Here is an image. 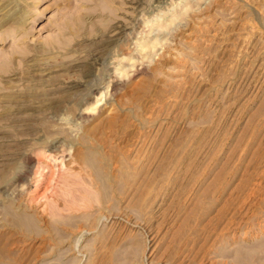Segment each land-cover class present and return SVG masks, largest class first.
I'll use <instances>...</instances> for the list:
<instances>
[{"label":"rangeland","instance_id":"obj_1","mask_svg":"<svg viewBox=\"0 0 264 264\" xmlns=\"http://www.w3.org/2000/svg\"><path fill=\"white\" fill-rule=\"evenodd\" d=\"M0 264H264V0H0Z\"/></svg>","mask_w":264,"mask_h":264}]
</instances>
